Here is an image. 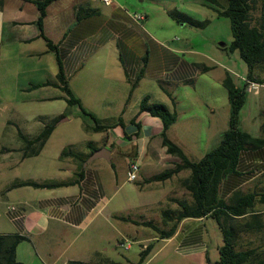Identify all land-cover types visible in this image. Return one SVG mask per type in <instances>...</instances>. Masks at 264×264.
I'll return each instance as SVG.
<instances>
[{
  "label": "crops",
  "instance_id": "1",
  "mask_svg": "<svg viewBox=\"0 0 264 264\" xmlns=\"http://www.w3.org/2000/svg\"><path fill=\"white\" fill-rule=\"evenodd\" d=\"M0 3V102L4 95H13L9 101L20 105L24 111L34 101L58 102L61 107L51 114L39 115L37 123L28 125L31 132L19 130L35 137L47 123L60 118L37 154H33L35 149L29 148L31 154L25 156L23 142L21 146H2L0 161L5 162L6 169H14L27 160L43 166L45 163L40 161L54 135L63 122L71 120L63 118L65 113L71 106H77L80 111L81 108L67 101L57 77L56 55L40 35L36 3L31 0H0ZM125 3V0H113L111 4L98 0H55L48 6L45 34L58 44L70 89L83 107L98 118L115 123L122 117L125 125L117 124L107 131L97 132L100 137L86 140L84 149L78 150L75 143L59 148L56 157L63 162L58 167L59 174H46L43 168L0 186V203L5 205L0 212V234L28 236L17 247V259L25 264H136L149 243H154V247L143 264H221L219 249L223 234L210 216L182 219L169 238H159L154 229L156 234L142 238L144 225L120 218L152 220L121 213L118 202L114 201L120 191L118 164L127 172L130 162L138 161L137 187L140 192L149 193L164 189L167 182L183 171L163 181H147L180 159L168 153L162 144L161 118L140 111L144 96L164 102L178 113L177 121L168 129V136L193 160L202 158L217 146L221 134L229 127V118L218 114L211 97L215 82L206 75L219 68L220 60L175 40L174 25L165 16L159 18L157 26L141 25L133 14L143 12L148 20L149 13L130 10ZM227 71L218 75L222 83ZM45 82L49 84L37 86ZM198 82H206V87L196 93ZM199 105L203 108H198ZM191 109L192 113L187 112ZM227 111L230 114V106ZM35 118L37 116H29L26 120L31 122ZM86 118L84 130L95 132L87 128L94 123ZM253 136H264L263 129L260 135ZM89 142L96 150L109 149L108 157L88 160L96 151L91 153ZM66 147L85 157L82 169L73 157H61ZM199 150L202 152L197 155ZM16 153H21L20 157H15ZM162 163L167 166L155 172L153 167ZM26 180L71 183L53 188L13 186ZM237 190L264 192V143L246 146L237 173L224 179L221 196L229 199ZM175 198L180 197L165 195L160 199L178 205ZM188 200L192 201V197ZM12 205L15 208L8 209ZM236 217L238 248H242L239 243L243 234L250 244L244 248H256L252 245L254 240H260L264 248V202L257 201L252 211ZM210 219L216 224L213 235L207 240ZM161 240L165 243L157 247L156 242ZM169 242L175 243L174 251L167 248ZM213 243L217 251H211Z\"/></svg>",
  "mask_w": 264,
  "mask_h": 264
},
{
  "label": "trees",
  "instance_id": "2",
  "mask_svg": "<svg viewBox=\"0 0 264 264\" xmlns=\"http://www.w3.org/2000/svg\"><path fill=\"white\" fill-rule=\"evenodd\" d=\"M31 1L36 3L39 9L37 24L40 29V35L46 40L48 48L56 55L58 62L57 77L67 94L68 103L78 105L82 113L93 121V125L87 126L89 130L101 132L107 131L117 124L124 126L125 123L122 117H119L115 123L105 122L98 118L95 113L86 110L81 100L74 95L64 72L58 44L50 39L44 30V20L48 6L55 0ZM207 1L220 15L230 18L234 37L230 50H239L240 56L246 61L248 65L246 77L259 83H264V78L255 75L256 67L264 65V5L260 16L255 18L253 12L256 8L257 0ZM1 7L2 4L0 3ZM169 14L178 22H189L197 26L206 24V21L197 20L185 12L169 10ZM44 84H49V82L37 84V86H43ZM223 85L228 91L230 103L229 127L221 134L219 144L197 160L191 159L184 149L168 136V129L177 121L178 113L172 111L164 102L152 101L149 95L143 97L140 103V111H147L151 115L161 118L163 121L162 144L166 147L168 153L180 159L174 166L149 177L147 181H163L182 170L189 169V176L183 178L181 182L190 192L192 201L185 198H175L174 200L180 208L174 211L164 210L162 212L163 221L165 223L171 222V226L168 229L161 227L153 220H137L129 216H120V218L135 224L151 227L158 233L159 238H169L175 234L182 219L186 217L210 216L217 221L223 234V243L219 249L221 264H264V255L257 251L256 248H238V225L234 222L235 218H237L236 216H245L252 211L257 201L264 202V192L246 193L237 190L229 199L221 196V186L224 179L231 173H237V166L242 151L248 145L258 146L264 143V136H253L250 132L240 127V113L246 102L247 84L244 82L243 86L238 85L232 74L227 71L223 79ZM59 119L54 118L52 122L47 123L35 137H29L19 131V136L25 143V156L31 154V151L28 150L29 148L35 149L33 154H37L43 148ZM262 129L264 132V124ZM89 146L91 147V153L97 149L92 145V142H89ZM66 156H71L78 160L81 169L83 168L85 157L80 152L73 150L71 147H66L61 152V157ZM79 176L81 177L82 173ZM70 183V181L37 182L26 180L13 186L30 185L53 188ZM27 238L28 236L19 233L0 234V264H25L17 259V247L21 241ZM153 247L154 243H149L141 251L140 259L136 264H143ZM77 263L81 262L77 261Z\"/></svg>",
  "mask_w": 264,
  "mask_h": 264
},
{
  "label": "rangeland",
  "instance_id": "3",
  "mask_svg": "<svg viewBox=\"0 0 264 264\" xmlns=\"http://www.w3.org/2000/svg\"><path fill=\"white\" fill-rule=\"evenodd\" d=\"M125 6L130 10H143L149 13L148 20L144 24L150 28L151 24L159 25L157 21L161 16L167 17L174 25V39L186 42L189 46L204 51L206 55L220 60L219 68L214 71L208 72L206 75L211 81L215 82V89L212 92V100L217 105V112L220 116L228 119V107L230 106L228 99V92L223 83L218 79V75L226 69L228 70L236 83L240 86L244 85V80L248 74V65L246 61L240 56L239 50H230V45L233 41V33L231 29L230 18L220 15L217 10L207 0H125ZM264 5V0H257L256 8L253 16L258 18ZM167 12H164V9ZM185 12L193 18L206 21L203 26H197L189 22L176 21L169 14V10ZM255 75L261 78L264 77V65H258L255 69ZM206 87V82H198L194 92L199 93ZM14 98L13 95L2 97L0 102V149L2 146H21L23 145L22 139L19 137L18 131L31 132L28 128L30 123H37L38 117L41 114H51L60 110L58 102H30L26 111L20 108V105L14 104L9 100ZM198 108L202 109L203 106L199 105ZM187 112L192 113L193 110ZM188 114V113H187ZM29 116H37L35 120L29 122L26 120ZM63 118L71 119L63 122L56 134L54 140L51 142L47 152L42 156L41 164L43 166L32 164L31 160L18 163L14 169H6L5 162L0 161V186L8 180L15 177H22L28 172H37L44 168L46 174H59V165L63 162L56 157L59 148L69 144L75 143L78 150L85 148V142L88 139H98L100 133L87 132L83 128L84 121L87 120L86 116L78 110L77 106H71ZM199 119H195L198 121ZM47 121V120H46ZM264 123V83L257 88L248 89L246 94V102L240 113V127L253 135H260V130ZM182 133V132H180ZM216 147V146H215ZM213 149V148H212ZM202 150L198 151L199 155ZM21 153H16L15 157H20ZM166 163V161L164 162ZM157 164L153 169L155 172L163 170L166 164ZM119 168V183L120 191L116 195L114 201L118 202L117 205L121 208V213L130 215L135 218L152 219L161 227L168 229L170 223L162 221V212L164 210L174 211L180 208L175 203H167L161 201L165 195H176L180 198H191L190 192L183 186L181 180L183 177L190 173V170H183L181 174L176 175L171 181L167 182V186L163 189H158L153 193L140 192L137 187V181L128 179L127 172L123 170L121 163L118 164ZM158 198L159 201H154ZM149 203L148 205H146ZM5 209V205L0 203V212ZM216 221L210 219L207 221L209 233H207V240L213 235L214 225ZM112 231V227H111ZM156 232L149 227H141V237L148 238L153 236ZM165 242L157 241V247H161ZM260 240H254L252 245L256 246L257 251L264 255V248L261 246ZM174 242H169V247L174 251ZM240 246L242 248L250 245L248 238L245 234L240 239ZM136 245V244H135ZM137 246V245H136ZM140 248V247H139ZM211 251H217L214 243Z\"/></svg>",
  "mask_w": 264,
  "mask_h": 264
},
{
  "label": "built area",
  "instance_id": "4",
  "mask_svg": "<svg viewBox=\"0 0 264 264\" xmlns=\"http://www.w3.org/2000/svg\"><path fill=\"white\" fill-rule=\"evenodd\" d=\"M98 1H102L106 4H111L113 2V0H98ZM134 19L140 23L141 25H144V21L146 20V14L143 12H135L133 14ZM244 82L247 84L246 89H253V88H257L260 83L258 81L255 80H251L249 78H245ZM139 174H140V163L138 161H131L129 164V167L127 169V176L128 179L131 181H136L139 178ZM15 206H9L8 209H14Z\"/></svg>",
  "mask_w": 264,
  "mask_h": 264
},
{
  "label": "water",
  "instance_id": "5",
  "mask_svg": "<svg viewBox=\"0 0 264 264\" xmlns=\"http://www.w3.org/2000/svg\"><path fill=\"white\" fill-rule=\"evenodd\" d=\"M108 153H109V149H107V148L98 149L92 154L91 158L88 160H91V159H94L97 157H101V156L108 157ZM107 159H109V158H107ZM87 162L88 161H86L85 165H87Z\"/></svg>",
  "mask_w": 264,
  "mask_h": 264
}]
</instances>
